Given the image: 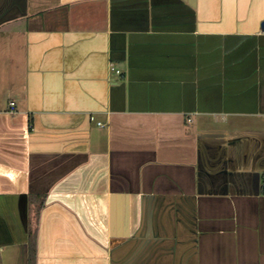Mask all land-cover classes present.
<instances>
[{"label":"crops","instance_id":"obj_1","mask_svg":"<svg viewBox=\"0 0 264 264\" xmlns=\"http://www.w3.org/2000/svg\"><path fill=\"white\" fill-rule=\"evenodd\" d=\"M263 21L0 0V264H264Z\"/></svg>","mask_w":264,"mask_h":264},{"label":"built area","instance_id":"obj_2","mask_svg":"<svg viewBox=\"0 0 264 264\" xmlns=\"http://www.w3.org/2000/svg\"><path fill=\"white\" fill-rule=\"evenodd\" d=\"M111 68L113 70H116L117 73H120L121 72V70L119 68H117L115 65H112ZM12 104H14V103H12ZM98 124H99L100 127H105V123H103L101 121H99Z\"/></svg>","mask_w":264,"mask_h":264},{"label":"trees","instance_id":"obj_3","mask_svg":"<svg viewBox=\"0 0 264 264\" xmlns=\"http://www.w3.org/2000/svg\"><path fill=\"white\" fill-rule=\"evenodd\" d=\"M262 194H264V185L262 186V190H261ZM33 252H31L30 254V258H29V264H33Z\"/></svg>","mask_w":264,"mask_h":264},{"label":"water","instance_id":"obj_4","mask_svg":"<svg viewBox=\"0 0 264 264\" xmlns=\"http://www.w3.org/2000/svg\"><path fill=\"white\" fill-rule=\"evenodd\" d=\"M262 27H263V29H264V21L262 22Z\"/></svg>","mask_w":264,"mask_h":264}]
</instances>
